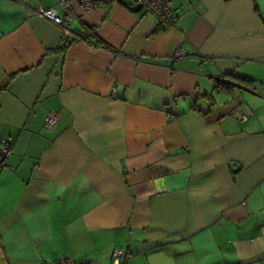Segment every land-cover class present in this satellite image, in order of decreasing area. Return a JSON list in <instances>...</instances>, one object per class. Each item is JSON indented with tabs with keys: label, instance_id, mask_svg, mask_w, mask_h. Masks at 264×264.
<instances>
[{
	"label": "crops",
	"instance_id": "1",
	"mask_svg": "<svg viewBox=\"0 0 264 264\" xmlns=\"http://www.w3.org/2000/svg\"><path fill=\"white\" fill-rule=\"evenodd\" d=\"M58 2L0 0V264H264V0Z\"/></svg>",
	"mask_w": 264,
	"mask_h": 264
},
{
	"label": "built area",
	"instance_id": "2",
	"mask_svg": "<svg viewBox=\"0 0 264 264\" xmlns=\"http://www.w3.org/2000/svg\"><path fill=\"white\" fill-rule=\"evenodd\" d=\"M62 14L54 8L40 11L37 16L46 20L60 28L64 36L72 35L69 23L73 20L72 13L69 8L68 0H58ZM112 0H77L85 12H91L97 8L109 4ZM133 5H136L142 12L154 16L157 22V28L167 29L174 25L177 21V10L174 7L173 0H127ZM184 57L183 49H179L174 58L180 59ZM246 120V117H243ZM59 121L57 114H48L44 121V128L50 130L54 128ZM11 151V144L5 140H0V162L4 160ZM125 258V253L122 250L113 251L111 256L112 264H121ZM52 264H88L76 263L69 257H63Z\"/></svg>",
	"mask_w": 264,
	"mask_h": 264
},
{
	"label": "trees",
	"instance_id": "3",
	"mask_svg": "<svg viewBox=\"0 0 264 264\" xmlns=\"http://www.w3.org/2000/svg\"><path fill=\"white\" fill-rule=\"evenodd\" d=\"M80 33L81 34H79L78 36H75V35L64 36L63 35L62 40H61V43L63 44L62 50L68 48L70 45L74 43L82 42V41L87 42L97 48H103V49L107 48V45L96 35L95 30L93 28H84L82 32ZM227 78L235 80L236 82L243 85L244 87H247L248 89L252 88L253 86V81L247 78L239 77L234 74L227 76ZM231 85L232 84L224 82L222 80H216L215 82L216 89L220 91H231L232 90ZM4 161L5 159L0 162V169L3 168Z\"/></svg>",
	"mask_w": 264,
	"mask_h": 264
},
{
	"label": "water",
	"instance_id": "4",
	"mask_svg": "<svg viewBox=\"0 0 264 264\" xmlns=\"http://www.w3.org/2000/svg\"><path fill=\"white\" fill-rule=\"evenodd\" d=\"M233 168H237V164H232L231 165Z\"/></svg>",
	"mask_w": 264,
	"mask_h": 264
},
{
	"label": "rangeland",
	"instance_id": "5",
	"mask_svg": "<svg viewBox=\"0 0 264 264\" xmlns=\"http://www.w3.org/2000/svg\"><path fill=\"white\" fill-rule=\"evenodd\" d=\"M173 1H175V0H173ZM72 27H73L74 29H77L75 24H72Z\"/></svg>",
	"mask_w": 264,
	"mask_h": 264
}]
</instances>
